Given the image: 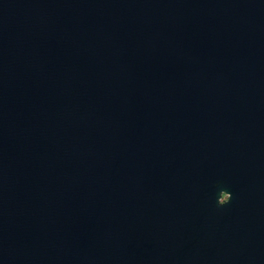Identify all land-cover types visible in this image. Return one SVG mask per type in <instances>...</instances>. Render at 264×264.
Wrapping results in <instances>:
<instances>
[{
	"label": "water",
	"instance_id": "1",
	"mask_svg": "<svg viewBox=\"0 0 264 264\" xmlns=\"http://www.w3.org/2000/svg\"><path fill=\"white\" fill-rule=\"evenodd\" d=\"M0 264H264V0H0Z\"/></svg>",
	"mask_w": 264,
	"mask_h": 264
},
{
	"label": "flooded vegetation",
	"instance_id": "2",
	"mask_svg": "<svg viewBox=\"0 0 264 264\" xmlns=\"http://www.w3.org/2000/svg\"><path fill=\"white\" fill-rule=\"evenodd\" d=\"M223 199H225V196H223Z\"/></svg>",
	"mask_w": 264,
	"mask_h": 264
}]
</instances>
